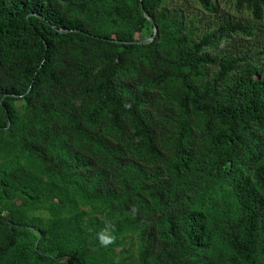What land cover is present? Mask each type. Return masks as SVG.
I'll return each mask as SVG.
<instances>
[{"label": "trees", "instance_id": "trees-1", "mask_svg": "<svg viewBox=\"0 0 264 264\" xmlns=\"http://www.w3.org/2000/svg\"><path fill=\"white\" fill-rule=\"evenodd\" d=\"M0 264H264V0H0Z\"/></svg>", "mask_w": 264, "mask_h": 264}, {"label": "water", "instance_id": "water-1", "mask_svg": "<svg viewBox=\"0 0 264 264\" xmlns=\"http://www.w3.org/2000/svg\"><path fill=\"white\" fill-rule=\"evenodd\" d=\"M151 21V20H150ZM152 22V21H151ZM155 32H156V29L154 28V30H153V33L155 34ZM152 39H150V40H145V41H141V42H138V43H148L149 41H151Z\"/></svg>", "mask_w": 264, "mask_h": 264}, {"label": "clouds", "instance_id": "clouds-1", "mask_svg": "<svg viewBox=\"0 0 264 264\" xmlns=\"http://www.w3.org/2000/svg\"><path fill=\"white\" fill-rule=\"evenodd\" d=\"M102 242H103V243H107L108 241H106V240H102Z\"/></svg>", "mask_w": 264, "mask_h": 264}]
</instances>
